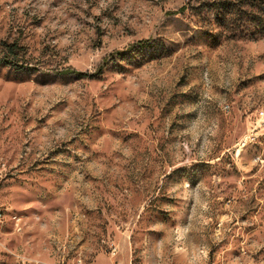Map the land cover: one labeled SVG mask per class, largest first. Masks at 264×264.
<instances>
[{
	"label": "rangeland",
	"instance_id": "1",
	"mask_svg": "<svg viewBox=\"0 0 264 264\" xmlns=\"http://www.w3.org/2000/svg\"><path fill=\"white\" fill-rule=\"evenodd\" d=\"M197 2L0 0V264H264V38Z\"/></svg>",
	"mask_w": 264,
	"mask_h": 264
},
{
	"label": "trees",
	"instance_id": "2",
	"mask_svg": "<svg viewBox=\"0 0 264 264\" xmlns=\"http://www.w3.org/2000/svg\"><path fill=\"white\" fill-rule=\"evenodd\" d=\"M197 7H192L197 16L212 13L216 25L228 34V39L264 38V0H197ZM186 7H182L183 12ZM147 41L138 46L145 47ZM12 52V51H11ZM60 75L77 78L90 77L88 73L64 69Z\"/></svg>",
	"mask_w": 264,
	"mask_h": 264
},
{
	"label": "built area",
	"instance_id": "3",
	"mask_svg": "<svg viewBox=\"0 0 264 264\" xmlns=\"http://www.w3.org/2000/svg\"><path fill=\"white\" fill-rule=\"evenodd\" d=\"M261 115H262V113H261ZM81 261H78V263H80Z\"/></svg>",
	"mask_w": 264,
	"mask_h": 264
}]
</instances>
